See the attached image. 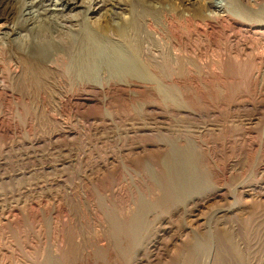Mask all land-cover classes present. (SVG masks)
I'll return each instance as SVG.
<instances>
[{"label":"rangeland","instance_id":"rangeland-1","mask_svg":"<svg viewBox=\"0 0 264 264\" xmlns=\"http://www.w3.org/2000/svg\"><path fill=\"white\" fill-rule=\"evenodd\" d=\"M160 1L183 13L191 3L208 2ZM126 2L97 4L88 22L101 23L112 12L125 17L118 5ZM72 13L80 16L79 9ZM255 35H191V49L222 62L216 70L226 81L210 78L208 68L191 67L188 72L209 73V80L171 81L173 96L166 101L99 97L80 111L52 112L58 103L49 102L40 112L41 103L20 94L5 103L6 111L0 105V264H49L47 257L54 264H264V66L253 63L250 49L239 52ZM263 46L261 41L258 48ZM153 123L194 146L191 165L202 175L200 190L177 196L167 187L161 137L152 144L120 134ZM122 144L125 153L144 144L157 153L141 155V165L130 172L118 152ZM107 156L120 165L112 188H123L120 206L103 190ZM86 190L100 217L96 223L82 197ZM57 197L65 208L61 217Z\"/></svg>","mask_w":264,"mask_h":264},{"label":"bare ground","instance_id":"bare-ground-1","mask_svg":"<svg viewBox=\"0 0 264 264\" xmlns=\"http://www.w3.org/2000/svg\"><path fill=\"white\" fill-rule=\"evenodd\" d=\"M108 1L0 0V105L3 111H6L5 103L17 101L20 94L41 103L40 112H47L49 102L58 103L52 112L66 108L80 111L99 97H149L166 101L173 96L168 88L171 81L183 85L199 79L209 80V73L199 76L188 72L191 67L208 68L210 78L219 83L226 81L216 70L222 62L202 59L200 50L191 49V35L214 39L220 35L228 37L230 33L256 34L252 45L244 44L239 52L250 49L248 56L253 63L258 68L264 66V46L258 48L264 41V0H229L233 8L228 0H208L195 7L191 3L185 13L172 3L165 7L156 0H127L123 6L118 5L125 10V17L117 12L106 13L103 22L90 24L88 15L93 8ZM76 9L80 16L72 13ZM73 22L79 25L78 29L71 28ZM227 29L229 34H225ZM163 114L153 115L160 118ZM153 124L127 128L120 134L124 139L141 138L151 143L156 136L161 137L166 154L158 156H162L167 168V187L177 196L200 190L202 175L191 165L193 145L185 139L184 144L180 143ZM119 146L123 165L130 172L141 165V155L157 153L147 144L127 147V153V145ZM114 164L107 156L102 167V185L108 194L106 200L120 206L125 193L122 187L112 189L118 186L121 173L120 165ZM143 169L151 173L147 166ZM82 197L89 204L91 220L98 222L97 210L90 207L92 194L86 190ZM54 207L61 217L65 211L61 197H57ZM132 225L136 227L137 220ZM47 258L45 261L54 264V257Z\"/></svg>","mask_w":264,"mask_h":264}]
</instances>
